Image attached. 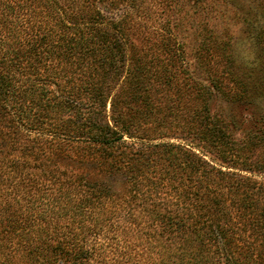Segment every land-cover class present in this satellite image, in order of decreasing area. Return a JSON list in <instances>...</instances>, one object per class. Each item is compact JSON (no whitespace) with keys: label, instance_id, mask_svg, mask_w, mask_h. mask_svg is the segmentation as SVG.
<instances>
[{"label":"trees","instance_id":"trees-1","mask_svg":"<svg viewBox=\"0 0 264 264\" xmlns=\"http://www.w3.org/2000/svg\"><path fill=\"white\" fill-rule=\"evenodd\" d=\"M136 5L0 0V264H264V131L234 137L217 82L182 111Z\"/></svg>","mask_w":264,"mask_h":264},{"label":"rangeland","instance_id":"rangeland-1","mask_svg":"<svg viewBox=\"0 0 264 264\" xmlns=\"http://www.w3.org/2000/svg\"><path fill=\"white\" fill-rule=\"evenodd\" d=\"M131 15L146 35L143 43L150 56L158 54L151 52L157 50V37L168 31L180 44L184 65L180 69L190 77L180 76L182 111L194 106V85L210 87L217 82L221 91L208 99V107L235 124L234 137L264 131V0H137ZM159 56L166 64L168 55ZM246 154L253 161L264 160V143ZM140 241L129 240L137 245L135 251L143 250L157 263L159 257L148 240Z\"/></svg>","mask_w":264,"mask_h":264}]
</instances>
